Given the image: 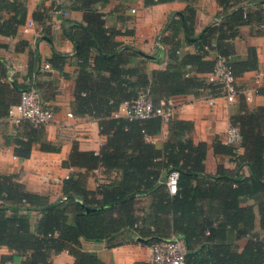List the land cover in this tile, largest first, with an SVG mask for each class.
I'll use <instances>...</instances> for the list:
<instances>
[{"label":"trees","instance_id":"obj_1","mask_svg":"<svg viewBox=\"0 0 264 264\" xmlns=\"http://www.w3.org/2000/svg\"><path fill=\"white\" fill-rule=\"evenodd\" d=\"M168 1L175 0L145 3ZM179 1L187 3L185 12L173 15L165 27L173 30L166 41L164 38L170 44L173 61L167 69L148 74L130 63L147 55L116 41V31L106 27L100 7L109 0H71L73 7L85 12L83 22H72L66 30L80 60L75 90L79 114L98 118L106 141L98 152L73 144L63 163L78 170L63 180V195L56 201L27 189L17 174H0V245L16 251V255H3L0 264L18 258L17 264H54L53 254L64 250L74 256L73 264H108L96 252L86 250L83 239L116 245L141 241V237L143 243L152 246L173 235L186 245V264H264V233L255 230L254 205L241 203L242 198L256 201L264 229V105L254 109L245 105L243 112L231 116L232 125L241 131L238 146L214 139L215 155L236 162L234 169L219 162L215 174L206 172L209 144L182 137L192 129L190 122L169 118L170 135L160 148L148 136L161 131L162 116H113L122 103L135 100L142 92H148L155 104L188 92L195 96H203L205 91L220 94V84L205 77L214 71L219 56L236 78L258 68L254 47H249L245 59L233 61L231 56L242 25L264 24V0H216L222 7L219 21L211 22L195 36L196 51H183V40L178 36L184 20L187 33L192 35L195 0ZM34 18L43 20L36 12ZM26 19L24 1L0 0V35H16ZM210 51H216L217 57L207 58ZM64 59V54L55 52L46 62L60 67ZM189 69L191 73H187ZM41 71V62L34 70L30 66L28 79ZM8 72L0 57V98L6 101L0 106V119L7 117L9 108L19 102L21 91L30 86L28 79L18 82ZM263 91L259 88L258 92ZM13 128L15 133L5 139L19 159L29 158L35 143L45 151L60 149L46 138L44 126L24 120ZM245 165L250 167L249 175L242 171ZM100 167L116 171L118 177L91 189L89 172ZM171 170L179 171L176 193H171L164 181ZM141 194L152 198L149 210L143 214L137 207V196ZM33 212L39 213L34 226Z\"/></svg>","mask_w":264,"mask_h":264},{"label":"crops","instance_id":"obj_2","mask_svg":"<svg viewBox=\"0 0 264 264\" xmlns=\"http://www.w3.org/2000/svg\"><path fill=\"white\" fill-rule=\"evenodd\" d=\"M27 6V19H33L35 25L30 31L24 32L22 24L16 35H0L3 43L0 47V57L8 68L9 77H14L18 82H26L30 66L36 69L38 62L51 60L55 52L65 55L60 67L52 66L50 69H41L39 86L47 103L55 111V119L45 127L46 138L59 145L57 151L42 150L40 144L33 145L29 158L19 159L15 156L13 146L8 144L5 136L14 134V124L7 117L0 119V174H17L19 181L27 189L46 194L51 201L62 198L63 180L73 170L63 162L68 159L73 144L77 143L82 150L100 151L106 141V136L101 133L99 120L92 115L79 114L78 102L75 95L77 77L80 70V60L76 56V44L67 35L66 30L72 22H83L85 12L75 8L71 0H22ZM195 17L192 23V35L186 30L187 23L183 16L184 26L179 32L183 51H196L193 41L203 29L218 17L222 7L216 0H195ZM254 9L257 8L252 6ZM104 13L105 25L115 30L114 39L124 45L139 49L147 58L138 56L130 61L132 65L140 66L148 74L153 70L167 69L173 59L170 57V44L165 42L173 34L171 28L166 29L168 20L173 15L185 12L187 3L184 1H168L162 3L146 4L145 0H109L100 7ZM38 13L43 20L34 18ZM46 35V36H45ZM165 38V41H164ZM22 41L27 44L23 45ZM235 53L231 56L234 61L245 59L249 47L257 50L259 66L257 69L248 70L237 77V82L242 88H252V97L246 100L238 96L234 101L219 97L211 104L203 96H195L192 92L173 95L174 113L172 118L188 121L192 129L182 135L183 138L191 137L195 142L209 144L205 160L206 172L215 174L218 163L222 162L227 168L234 169L236 162L227 156H217L212 143L216 137L226 142V133L232 126L231 116L243 112L244 106L254 109L264 105V24L253 22L240 27L239 35L234 39ZM163 46V47H162ZM37 57L39 61L37 60ZM217 57L216 51H210L207 58ZM189 69L187 73H191ZM206 75V74H205ZM260 76L256 84V78ZM0 106L5 105L3 98ZM73 111L75 116H68ZM170 135L169 119H164L161 131L148 136V139L157 147H163ZM243 153L244 148H239ZM80 170H85L81 168ZM245 175L250 174L249 165L242 169ZM118 177L116 171L109 172L100 167L89 172L88 186L96 189L99 183ZM139 212L148 211L152 198L149 195L137 196ZM243 205L252 204L256 212L255 230L264 233L260 224V215L257 203L251 198H242ZM38 212L31 216L32 225L36 223ZM140 240V239H139ZM141 241L111 245L106 241L94 242L83 239L86 250L96 252L108 264H136L137 262L152 263V247ZM246 242V239L243 240ZM15 254L16 251L7 245H0V260L3 255ZM54 264H73L74 256L64 250L53 254ZM21 258L6 261L4 264H17Z\"/></svg>","mask_w":264,"mask_h":264},{"label":"built area","instance_id":"obj_3","mask_svg":"<svg viewBox=\"0 0 264 264\" xmlns=\"http://www.w3.org/2000/svg\"><path fill=\"white\" fill-rule=\"evenodd\" d=\"M35 25L33 19L26 21L23 31L28 32ZM163 47V46H162ZM52 66L48 62H43L41 69H50ZM208 81L220 84V94L214 95L205 91L203 97L209 100L211 104L219 97H225L229 101H234L238 96H243L246 100L252 97V88H242L237 78L233 74L231 67L221 56L217 58V64L214 71L205 75ZM39 75L35 74L28 79L30 86L21 91L18 103L9 108L7 118L15 125H20L24 120L30 121L37 127H46L54 121V108L47 103L43 91L39 84ZM260 76L256 78V84ZM174 102L172 98L163 99L159 104H155L150 98L148 92H142L138 98L131 102L122 103L114 111V117L126 118H149L153 116H162L169 119L174 113ZM68 116L74 117L73 111L68 112ZM241 131L237 125L229 127L226 133V142L238 146L241 143ZM69 176V175H68ZM179 171L171 170L164 179L171 193H176L178 188ZM151 264H186L187 248L182 238L173 235L168 239L160 240L152 246Z\"/></svg>","mask_w":264,"mask_h":264},{"label":"water","instance_id":"obj_4","mask_svg":"<svg viewBox=\"0 0 264 264\" xmlns=\"http://www.w3.org/2000/svg\"><path fill=\"white\" fill-rule=\"evenodd\" d=\"M140 240H144L143 238L139 237Z\"/></svg>","mask_w":264,"mask_h":264}]
</instances>
